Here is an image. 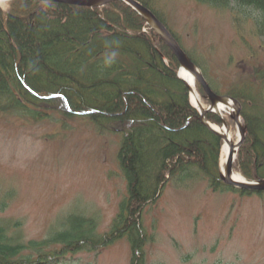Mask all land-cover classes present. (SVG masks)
Segmentation results:
<instances>
[{"label":"trees","instance_id":"trees-1","mask_svg":"<svg viewBox=\"0 0 264 264\" xmlns=\"http://www.w3.org/2000/svg\"><path fill=\"white\" fill-rule=\"evenodd\" d=\"M139 1L167 26L155 0ZM196 1L235 15L250 8L257 14V35H264V0ZM190 56L208 77L207 67ZM178 67L145 18L123 1L90 8L11 0L6 10L0 7V112L42 120L60 110L69 118L86 117L101 129L112 130L106 126L114 123L122 133L118 164L127 187L103 233L96 217L78 213L42 239H26L19 220H0V264H67L68 255L100 252L123 237L130 243L131 264H146L145 247L154 236L142 224L144 209L158 203L157 194L168 182L203 179L215 192L253 194L222 182V140L201 122L189 89L176 75ZM251 78L230 86L226 94L241 103L247 128L235 169L258 179L264 177V132L259 130L264 67ZM210 85L220 93L213 81ZM197 89L208 102L199 84ZM207 119L221 122L215 113ZM15 196L14 190L0 191V212Z\"/></svg>","mask_w":264,"mask_h":264},{"label":"rangeland","instance_id":"rangeland-1","mask_svg":"<svg viewBox=\"0 0 264 264\" xmlns=\"http://www.w3.org/2000/svg\"><path fill=\"white\" fill-rule=\"evenodd\" d=\"M155 1L221 93L252 80V71L264 65V35H257V14L250 8L235 15L196 0ZM50 112L42 120L0 112V191H16L0 220L21 221L26 239L45 238L71 213L96 214L98 230L108 231L126 195L117 160L122 133L86 117ZM142 223L154 236L145 247L146 264H264V195L214 192L203 179L171 181L158 204L146 208ZM130 257L126 237L100 252L68 256L78 264H131Z\"/></svg>","mask_w":264,"mask_h":264},{"label":"water","instance_id":"water-1","mask_svg":"<svg viewBox=\"0 0 264 264\" xmlns=\"http://www.w3.org/2000/svg\"><path fill=\"white\" fill-rule=\"evenodd\" d=\"M41 1H49V2H62V3H68L78 6H88V7H102L112 1L115 0H41ZM124 2H127L131 6H133L135 9L140 11L142 14H144L151 26L157 30L159 35L161 36L162 40L170 47L174 55L177 57L181 68H186L190 70L192 73H194L196 80L202 85L205 92L207 93V96L211 102V105L207 107V109H202L200 112V120L215 134L219 135L222 139H224L223 134L214 129L212 125L206 120L205 115L208 112L214 111L216 108L217 103L224 102L226 98L224 96L218 95L214 93L208 82L206 81L204 75L202 74L201 70L194 64V62L189 58V56L184 52V50L179 46L178 42L175 40V38L171 35V33L167 30V28L159 21V19L146 7H144L139 1L137 0H122ZM179 74V72H178ZM183 81L186 83V85L189 87L188 83L183 79ZM233 102L236 105L237 111L234 115H232V118L237 123L241 137L240 140L237 143V148L241 146L243 143V140L245 138L246 128L243 127L240 123V103L236 100H233ZM236 154L234 155V152H231L229 155V158L225 165L224 173H221L222 180L229 185H234L237 188L250 190V191H264V179H260L257 181L253 180H235L232 177L233 174V166H234V158Z\"/></svg>","mask_w":264,"mask_h":264},{"label":"bare ground","instance_id":"bare-ground-1","mask_svg":"<svg viewBox=\"0 0 264 264\" xmlns=\"http://www.w3.org/2000/svg\"><path fill=\"white\" fill-rule=\"evenodd\" d=\"M0 3H6V0H0ZM180 77L183 78L184 80H186L190 84V87L192 89L191 99H192L193 104L195 106H198L199 108H202L203 104L201 102L200 96H199V94L196 90V87H195V75H194V73L183 68L180 72ZM231 107H232L231 100L226 99L224 102L217 103L216 111L220 115H223L224 112L227 111L228 109H231ZM222 126L223 127H220V126L215 125V124L212 125V127H214V129H216L217 131L221 132L223 134V137H224V144H223V149H222L221 159H220V169L223 172L225 169L226 161L228 159L230 152H233V151L235 152L237 139L234 138L233 134L231 133V131L229 130V128L226 125L222 124ZM232 177L235 180H242L243 179V176L240 173H238L237 171H234V173L232 174Z\"/></svg>","mask_w":264,"mask_h":264},{"label":"clouds","instance_id":"clouds-1","mask_svg":"<svg viewBox=\"0 0 264 264\" xmlns=\"http://www.w3.org/2000/svg\"><path fill=\"white\" fill-rule=\"evenodd\" d=\"M114 55V54H113Z\"/></svg>","mask_w":264,"mask_h":264}]
</instances>
